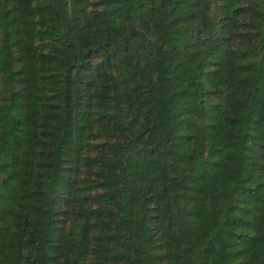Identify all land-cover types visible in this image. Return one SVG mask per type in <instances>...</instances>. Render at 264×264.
Returning <instances> with one entry per match:
<instances>
[{"label": "trees", "instance_id": "1", "mask_svg": "<svg viewBox=\"0 0 264 264\" xmlns=\"http://www.w3.org/2000/svg\"><path fill=\"white\" fill-rule=\"evenodd\" d=\"M0 264H264V0H0Z\"/></svg>", "mask_w": 264, "mask_h": 264}]
</instances>
